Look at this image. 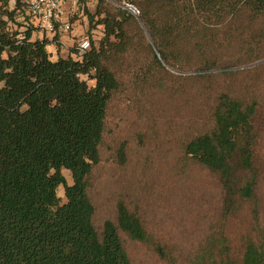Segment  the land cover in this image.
<instances>
[{
  "label": "trees",
  "instance_id": "1",
  "mask_svg": "<svg viewBox=\"0 0 264 264\" xmlns=\"http://www.w3.org/2000/svg\"><path fill=\"white\" fill-rule=\"evenodd\" d=\"M127 1L139 9L138 16L108 0H99L94 15L86 10L91 23L100 17L96 24L104 25V37L75 59L71 53L61 56L60 49L53 58L52 40L46 35L33 38L38 27L30 23L22 0H15L11 9L9 0H0V264H134L121 232L134 241L150 240L140 212L119 198L116 219H107L99 230L90 195L109 102L120 88L108 60L144 44L152 54L147 68L152 76L157 69L174 77L168 71L173 68L214 82L240 71L237 65H219V47L231 28L223 27L225 18L246 16L248 24L240 26L244 39L253 31L250 23L264 26V0ZM131 29L138 31L139 40ZM214 84L218 90L210 125L203 124L181 146L183 157L207 171L219 192L215 229L196 264H264L255 152L258 103ZM125 149L123 144L122 162ZM244 204L251 205L250 226L232 231L228 224Z\"/></svg>",
  "mask_w": 264,
  "mask_h": 264
},
{
  "label": "rangeland",
  "instance_id": "2",
  "mask_svg": "<svg viewBox=\"0 0 264 264\" xmlns=\"http://www.w3.org/2000/svg\"><path fill=\"white\" fill-rule=\"evenodd\" d=\"M110 2L122 6L118 0ZM98 8L99 0H80L78 7L69 11V32L58 31L60 38L55 40L57 33L38 28L33 38H50L53 58L59 49L64 56L74 52L76 44L86 37L98 44L104 37V25L96 24L100 17L91 23L86 13L88 10L94 15ZM224 21L223 27L231 28L219 47V65H237L240 71L215 78L214 82L221 83L220 89L231 88L235 96L258 103L254 118L256 166L260 172L257 201L264 219V26L261 21L250 23L253 31L244 39L240 26L242 22L248 24L246 16L240 20L227 17ZM93 24L95 28L89 31ZM130 32L140 39L138 31ZM152 62V54L144 44L113 54L108 60L120 88L109 102L101 161L89 179L96 206L94 222L101 230L107 219L115 220L116 203L124 198L140 212L150 233L149 241L138 242L121 232L134 264H196L201 246L215 229L219 192L207 171L183 157L181 146L203 124L210 125V108L218 89L213 80L193 78L195 71L169 68L175 74L172 77L155 69L152 76L147 69ZM82 78L91 86L95 84L88 76ZM123 144L125 162L120 157ZM64 173L72 183L70 172ZM63 192L61 187L60 195ZM250 206L244 204L237 218L229 222L232 231L241 232L250 226Z\"/></svg>",
  "mask_w": 264,
  "mask_h": 264
},
{
  "label": "built area",
  "instance_id": "3",
  "mask_svg": "<svg viewBox=\"0 0 264 264\" xmlns=\"http://www.w3.org/2000/svg\"><path fill=\"white\" fill-rule=\"evenodd\" d=\"M80 0H22L26 8L30 23L46 33L69 32L72 29V22L69 18V11L78 7ZM116 1V0H108ZM119 3L130 10L136 16L139 9L127 0H119ZM91 39L86 37L76 44V51L72 52L73 57L79 59L90 49Z\"/></svg>",
  "mask_w": 264,
  "mask_h": 264
},
{
  "label": "clouds",
  "instance_id": "4",
  "mask_svg": "<svg viewBox=\"0 0 264 264\" xmlns=\"http://www.w3.org/2000/svg\"><path fill=\"white\" fill-rule=\"evenodd\" d=\"M14 5H15V0H9V6H10V9H11V7H14ZM63 193H61V195H62Z\"/></svg>",
  "mask_w": 264,
  "mask_h": 264
},
{
  "label": "crops",
  "instance_id": "5",
  "mask_svg": "<svg viewBox=\"0 0 264 264\" xmlns=\"http://www.w3.org/2000/svg\"><path fill=\"white\" fill-rule=\"evenodd\" d=\"M62 44H64V43L62 42ZM49 50H50V49H49ZM50 51H51V53H52V50H50ZM61 52H62V51H61ZM61 52H60V53H61ZM57 54H58V53L56 52L55 55H54V58L57 57ZM60 55H61V54H60ZM71 55H72V52H71ZM61 56H63V55H61ZM72 56H73V55H72Z\"/></svg>",
  "mask_w": 264,
  "mask_h": 264
},
{
  "label": "water",
  "instance_id": "6",
  "mask_svg": "<svg viewBox=\"0 0 264 264\" xmlns=\"http://www.w3.org/2000/svg\"><path fill=\"white\" fill-rule=\"evenodd\" d=\"M150 38V37H149ZM150 40H151V38H150ZM235 69H238V68H235Z\"/></svg>",
  "mask_w": 264,
  "mask_h": 264
}]
</instances>
